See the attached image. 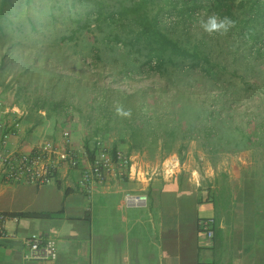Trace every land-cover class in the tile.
<instances>
[{
    "label": "trees",
    "instance_id": "16d2710c",
    "mask_svg": "<svg viewBox=\"0 0 264 264\" xmlns=\"http://www.w3.org/2000/svg\"><path fill=\"white\" fill-rule=\"evenodd\" d=\"M78 1L88 6L86 14L94 15L100 39L95 35L90 42L81 43L71 31L47 47L43 43L47 28L37 26L27 11V22L19 21L11 8L14 1L0 0V109L20 103L46 105L64 120L61 126L73 118L78 127L79 106L88 101L89 109L99 116L84 142L89 160L100 148L113 156L120 145H127L126 155L140 152L150 137L160 143L162 159L182 154L189 139L210 153L236 149L241 131L238 124L216 116L213 102L217 98L232 104L243 97L251 111H246V118L264 120V101L257 104L248 100L254 94H238L231 85L225 87L229 84L227 64L214 59L209 43L222 40L234 48L233 58L253 50L264 56V0ZM213 13L236 20V28L226 36L203 32L192 43L196 21ZM152 74L161 80L158 87L152 81L136 86L135 76L141 82ZM106 75L111 76L112 84L129 80L133 89L100 83ZM196 86L208 91L197 98L192 93ZM220 87V95L209 91ZM60 93L64 99L54 100ZM143 111L146 121L141 119ZM104 138L111 141L109 148L101 145ZM11 215L49 219L61 212Z\"/></svg>",
    "mask_w": 264,
    "mask_h": 264
},
{
    "label": "crops",
    "instance_id": "0c3cea01",
    "mask_svg": "<svg viewBox=\"0 0 264 264\" xmlns=\"http://www.w3.org/2000/svg\"><path fill=\"white\" fill-rule=\"evenodd\" d=\"M12 108L13 113L0 111L6 116L2 120L19 123L9 148L29 151L46 140L60 142L68 132L71 147L85 150L89 136L74 126L75 119L61 126L64 120L46 105ZM237 124L239 146L215 153V162L204 150L186 157L173 153L166 157L175 156L184 166L171 178L110 177L90 194L78 186L80 169L63 166L53 183L43 185L8 183L0 169V214L6 215L7 234L0 237V264H264V120L245 117ZM129 156L139 171L166 158L150 160L144 152ZM141 191L148 196L146 207L123 205L124 193ZM25 212L61 216L11 215ZM201 217L215 219L211 240L197 229ZM31 233L55 240V261L24 259V240Z\"/></svg>",
    "mask_w": 264,
    "mask_h": 264
},
{
    "label": "built area",
    "instance_id": "2783aa9c",
    "mask_svg": "<svg viewBox=\"0 0 264 264\" xmlns=\"http://www.w3.org/2000/svg\"><path fill=\"white\" fill-rule=\"evenodd\" d=\"M14 109L6 108L5 113ZM19 123L0 120V169L3 179L12 184L27 183L34 185L50 184L55 181L59 169L63 166L80 169L78 186L90 194L94 185L102 184L110 177L120 179L151 181L154 177L171 178L182 170L184 164L175 156L165 158L158 166L147 171L134 167L132 158L121 151L111 155L100 148L88 159L85 150L78 151L70 145L69 134L64 132L61 141L46 140L35 145L29 151L9 148L10 139L17 135ZM168 159V160H167ZM125 207H146L148 196L145 192H126L123 195ZM6 215L0 214V237L6 236L2 222ZM199 233L207 240L214 236L215 219L201 217L196 222ZM24 259L28 262L50 263L57 258L56 242L42 233H31L24 240Z\"/></svg>",
    "mask_w": 264,
    "mask_h": 264
},
{
    "label": "rangeland",
    "instance_id": "374dc122",
    "mask_svg": "<svg viewBox=\"0 0 264 264\" xmlns=\"http://www.w3.org/2000/svg\"><path fill=\"white\" fill-rule=\"evenodd\" d=\"M13 1L14 2L11 8H13L12 10L17 14V19L19 21L27 22L25 19V13L27 11L30 13L32 20L37 24V26H41L40 28L42 29L47 28L48 31H46L43 39V43L47 47L52 45V41L55 38L70 34L71 31L76 32V35L79 37L78 41L81 43H87L88 41L90 42L91 38L95 37V35L99 37V39L102 36V33H100L99 30L96 29L94 15L86 14L88 6L86 7V4L79 2L78 0H31V3H28L27 0ZM163 20L165 24L168 22L167 19ZM198 21L199 19L196 21L191 30L193 35V38H191L192 43L195 42L196 38L200 37V35L204 32L200 28ZM42 26L45 28H43ZM172 35L177 36V33L175 35V33L172 32ZM209 43L210 45H212L211 52L214 59L227 64L229 72L225 75V79L229 81V84L225 87H233L232 91L238 94H242L247 91L249 96L251 94H254L253 96H251L252 98H254L250 99L251 97H248V100L253 101L257 104L263 103L264 56L258 54L253 50L250 55L242 56L241 54H238L235 58H233L231 52L234 48L230 47L229 45L226 46L225 44H223L222 40L219 39L217 42L209 41ZM119 54H121V50H119ZM88 60L90 59L88 58ZM135 77L137 81L136 86H145L149 84V82H153L154 85L158 87L161 83L159 77L154 74H152L149 78H145L141 82L137 79V77L139 76ZM110 81L111 76L106 75L100 81V83H110L111 86L123 89L125 91H131L133 89L129 80H124L120 83L118 81L113 84ZM222 89L223 87H220L218 89H210L209 91L213 95H220ZM204 90L207 89L196 86L192 93H195V96L198 98L204 92ZM31 96L34 97V94H31ZM233 97L228 96V98L230 99H234ZM62 99H64V95L62 93L58 94L54 98V100L56 101H61ZM243 101L246 100L242 97L238 102H232V104H229V102H225L223 98H217V100H214L213 102L215 105L216 116L221 118L223 121H229L234 125L239 123L247 116L246 111H250L243 104ZM25 104L26 103H23V105ZM79 107H81V112L79 113L81 126L79 125L78 127H82V132L84 134H87V136H85L90 137L96 124L95 121L99 118L98 113L94 109H89L88 101L87 103L86 101L82 102ZM3 115L4 114L0 113V120H2ZM147 118V115L143 111L141 119L143 121H146ZM149 141L150 142H148L144 146L140 153L144 152L145 157L150 160H157L161 158L162 151L161 149H159L160 143L157 144L156 142H153L152 137L149 138ZM100 143L103 147L109 148L111 141L107 138H104ZM178 144L179 143H176L175 145L177 146ZM184 145L186 146L184 148V151L182 152L184 156L187 152L190 153L189 155H192L193 151H203V147H201L200 143L195 140H186L184 142ZM126 148L127 145L119 146L120 151L123 153L126 152ZM209 158L210 160L215 162L217 159V155L215 156V153H210Z\"/></svg>",
    "mask_w": 264,
    "mask_h": 264
},
{
    "label": "clouds",
    "instance_id": "9594fccd",
    "mask_svg": "<svg viewBox=\"0 0 264 264\" xmlns=\"http://www.w3.org/2000/svg\"><path fill=\"white\" fill-rule=\"evenodd\" d=\"M200 28L208 35L226 36L230 30L236 28L237 21L227 15L213 13L202 16L199 21Z\"/></svg>",
    "mask_w": 264,
    "mask_h": 264
}]
</instances>
